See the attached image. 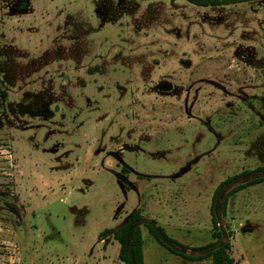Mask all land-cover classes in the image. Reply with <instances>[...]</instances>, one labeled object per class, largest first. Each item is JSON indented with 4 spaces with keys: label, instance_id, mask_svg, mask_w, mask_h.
<instances>
[{
    "label": "rangeland",
    "instance_id": "374dc122",
    "mask_svg": "<svg viewBox=\"0 0 264 264\" xmlns=\"http://www.w3.org/2000/svg\"><path fill=\"white\" fill-rule=\"evenodd\" d=\"M264 167V0H0V264H144L212 242L227 178ZM215 214L234 264H264V183Z\"/></svg>",
    "mask_w": 264,
    "mask_h": 264
},
{
    "label": "trees",
    "instance_id": "16d2710c",
    "mask_svg": "<svg viewBox=\"0 0 264 264\" xmlns=\"http://www.w3.org/2000/svg\"><path fill=\"white\" fill-rule=\"evenodd\" d=\"M187 3L201 8H214L222 6L237 5L260 0H185ZM253 176L249 181L237 184L232 187L225 195H223L221 204L222 210L225 213L228 200L238 192L257 184L264 183V167H259L253 171H245L239 175L227 178L221 182L215 189L210 206L211 227H212V242L196 250L204 251L198 256H190L178 254L176 251L168 247L165 241L174 243L176 246L184 248V246L170 239L164 230L156 226L154 221L146 223L144 226L147 232L154 240L163 248L175 255H180L182 258L191 262H200L206 259L211 260V264H234L233 259L229 256L230 243L224 239V235L218 229L219 223L215 214L217 202L220 201L225 187L239 178ZM143 217L139 209L133 211L125 222L113 233V239L119 245L118 259L122 264H144L143 259V240L141 234V224Z\"/></svg>",
    "mask_w": 264,
    "mask_h": 264
}]
</instances>
